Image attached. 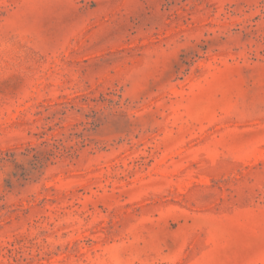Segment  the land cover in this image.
I'll return each instance as SVG.
<instances>
[{"label":"rangeland","instance_id":"1","mask_svg":"<svg viewBox=\"0 0 264 264\" xmlns=\"http://www.w3.org/2000/svg\"><path fill=\"white\" fill-rule=\"evenodd\" d=\"M0 264H264V0H0Z\"/></svg>","mask_w":264,"mask_h":264}]
</instances>
